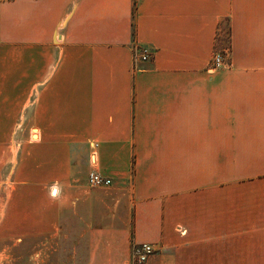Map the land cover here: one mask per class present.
Here are the masks:
<instances>
[{
  "label": "crops",
  "instance_id": "obj_1",
  "mask_svg": "<svg viewBox=\"0 0 264 264\" xmlns=\"http://www.w3.org/2000/svg\"><path fill=\"white\" fill-rule=\"evenodd\" d=\"M16 135L43 263L134 264L152 244L146 264H264V0H0Z\"/></svg>",
  "mask_w": 264,
  "mask_h": 264
},
{
  "label": "rangeland",
  "instance_id": "obj_2",
  "mask_svg": "<svg viewBox=\"0 0 264 264\" xmlns=\"http://www.w3.org/2000/svg\"><path fill=\"white\" fill-rule=\"evenodd\" d=\"M229 27L228 22L222 26L215 53L223 56L225 63H231ZM26 138L17 135L0 137V264H51L47 262L46 256L45 262H42L44 239L39 216L30 215L33 209L39 215L42 201H45L42 200L43 191L38 186L16 183L11 176L13 165L16 164ZM29 138L33 141L37 139ZM52 264L57 263L55 261Z\"/></svg>",
  "mask_w": 264,
  "mask_h": 264
},
{
  "label": "built area",
  "instance_id": "obj_3",
  "mask_svg": "<svg viewBox=\"0 0 264 264\" xmlns=\"http://www.w3.org/2000/svg\"><path fill=\"white\" fill-rule=\"evenodd\" d=\"M140 58L142 61L149 60L150 54L148 52V49L142 51ZM224 63V57L217 53L213 59V64L220 65ZM90 183L93 186L109 185L111 184V180L104 178L97 172H94L90 175ZM155 253L156 249L152 244L134 245L132 251L133 263L146 264L155 255Z\"/></svg>",
  "mask_w": 264,
  "mask_h": 264
},
{
  "label": "trees",
  "instance_id": "obj_4",
  "mask_svg": "<svg viewBox=\"0 0 264 264\" xmlns=\"http://www.w3.org/2000/svg\"><path fill=\"white\" fill-rule=\"evenodd\" d=\"M229 35H230V38H231V26L229 27Z\"/></svg>",
  "mask_w": 264,
  "mask_h": 264
}]
</instances>
